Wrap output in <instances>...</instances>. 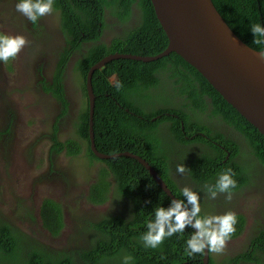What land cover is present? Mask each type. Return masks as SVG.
Returning <instances> with one entry per match:
<instances>
[{
	"label": "trees",
	"instance_id": "trees-1",
	"mask_svg": "<svg viewBox=\"0 0 264 264\" xmlns=\"http://www.w3.org/2000/svg\"><path fill=\"white\" fill-rule=\"evenodd\" d=\"M54 1L56 6L62 9L64 28L68 27L70 34L74 35L69 40L71 49L81 48L84 40L96 43L78 60L86 103L83 102V106H79L77 117L79 122L73 120L72 125L76 127L80 140L72 138L61 141L53 137L52 149L56 152L66 150L68 154L76 155L81 151L82 145L89 143V158L102 160L106 166L100 167L101 175L98 183L90 188L88 200L96 204L104 203L108 197L107 188L110 184L108 177L112 176L117 185V194L127 198L125 201L127 207L117 213L109 212L100 220L84 218L86 229L92 233L91 242L87 246L85 238L78 236L73 237L75 244L70 247H57L58 245L53 247L47 242L38 241L33 231L31 236L21 231L17 234L10 224L0 221V264H123L125 256L132 257L129 264H204V253L189 256L186 252V241L194 232L190 227L183 233L165 237L163 243L156 248L145 246L141 237L147 231V222L154 219L155 208L170 205L171 197L136 158L122 155L101 159L90 147V113L86 88L90 68L111 53L156 55L165 50L169 43L152 1L98 0L107 6H116L122 21L130 16L131 5L135 1H138L141 10V20L137 27L122 37L114 38L110 44L100 39L104 27L99 24L103 21L100 5V8H95L92 0ZM213 2L243 41L256 50L264 51V43L253 42L255 36L250 28L257 23L264 26V0H213ZM75 7L85 9L83 19L76 13ZM82 32L86 35L80 38ZM64 62L65 58L61 63ZM62 72L63 69L58 70L54 83L46 87V90L52 91L64 106L58 117L67 113L68 104ZM117 82L121 84L119 89L116 87ZM166 82L181 98L158 104L152 100L155 92L151 89L157 90ZM92 84L96 95L94 134L98 150L106 154L126 151L138 154L157 170L179 199H183L182 189L176 183L175 175H172L171 154L180 153L172 151L171 147L168 151L165 149L164 146H171L172 143L161 141L159 129L162 126L169 127L171 138L178 144L187 146L202 142L214 148L215 155L203 153L201 157L191 156L189 160H181L186 166V175L203 187L202 193H198L201 216L207 215L204 209L209 198L207 199L204 192L205 186L215 185L222 172L227 169L232 171L236 187L231 189V192L241 188L250 179L244 174L241 163L233 159L224 163L222 159L227 152L232 151L234 157L239 153L240 144H243L245 153L256 156L264 164V134L228 103L200 71L176 52L148 62L129 58L113 59L95 70ZM201 112H207L209 117H217L225 131L242 136L241 141L236 143L231 137H225L217 129L216 124H213L212 129L205 123L191 119L192 116L201 115ZM159 114L160 117L153 120ZM55 123L54 131L57 132L59 128ZM214 130L216 131L213 132ZM221 145L228 151L224 152ZM176 163L175 161L174 165L177 167ZM244 223V217L237 216L236 231L233 235L242 230ZM41 224L53 236L62 234L66 227V219L60 202L51 198L44 200L41 207ZM257 239L258 243L262 244L264 233ZM242 258L243 254L234 261L240 264ZM248 259L259 260L251 253ZM208 264H214L212 255Z\"/></svg>",
	"mask_w": 264,
	"mask_h": 264
},
{
	"label": "flooded vegetation",
	"instance_id": "flooded-vegetation-1",
	"mask_svg": "<svg viewBox=\"0 0 264 264\" xmlns=\"http://www.w3.org/2000/svg\"><path fill=\"white\" fill-rule=\"evenodd\" d=\"M92 1L95 8H100L99 5L101 6L100 9L101 13H103V21L99 22V24L104 27L101 30L100 39L104 40L107 44H110L114 38L122 37L131 29L136 28L137 23L141 20V10L138 6V1H135L131 5V14L124 21L119 17V10L116 6H107L98 0ZM17 2L18 0H0V20L6 17L8 26V28H6L0 25V31L4 34H22L28 41L14 60H9L7 63L0 61V150H4V147H8L6 142L3 143L5 140L2 136V130L8 121L5 115L9 113V111L15 110L12 106V102L15 99L14 96L18 95L16 93L20 94L21 92V95L30 98V100L35 103L34 109L40 111L38 114L41 116V133L47 129V136H49L51 141L50 160L54 163V167L52 168L54 169V176L52 179L48 178L44 180L43 183L46 184L45 186L69 199L77 188L76 184L79 181L78 175L83 177L80 181L82 182V188H84V198L85 201L91 204H89V208L84 206L80 207L75 214V220L71 222L68 220V223L69 227H72L74 230V237L83 236L85 238V245L87 246L91 242L92 233L90 230L86 229L84 220H100L109 212L117 213L121 211L122 208L127 207L125 204L127 198L117 194L116 182L112 176H109L108 179L110 184L107 188V200L99 204L88 200L87 197H89L90 188L93 184L98 183L101 170H98L95 174L93 169L90 168L91 165L87 163L85 159L81 158V156L86 154L87 146L82 145L81 151L79 154H76L79 156H71L75 159L73 166H71L69 163L72 158L70 159L68 156L69 160H66L60 155V153L66 150L56 152L52 149V145L53 137H57L61 141L72 138H78V140H80L76 127L72 125L73 120L74 122H79L77 118L78 108L79 106H83L82 103L86 101V97L82 91L83 78L79 72L80 67L78 60L84 53H87L96 42L84 40L81 48L72 50L69 40L72 39L74 35L70 34L68 27L64 28L62 9L56 6L55 1L53 4V12L40 18L36 23L30 22L26 17L16 11ZM74 9L83 19L85 9L79 7H75ZM85 35L86 34L82 32L80 38H83ZM101 40L99 42H101ZM67 50L70 51L66 52ZM63 53L66 54L64 55ZM63 58H65V62L61 63ZM10 64L13 70L8 71L7 66ZM60 69H63V87L68 104L67 113L64 116L58 117L64 106L59 99L53 95L52 91L46 90V87L54 83L55 74ZM10 79L13 81L12 88L17 91L12 94L9 93ZM22 90H24V92H22ZM151 90L155 92L154 99L152 100L158 102V104L166 100L177 101L181 98L180 95L173 92V89L170 88L167 82L162 87H158L157 90L156 88H152ZM188 102L189 101H187V103ZM202 114L205 113L201 112V115ZM157 117H160V114L155 116L153 120ZM191 119L198 121L196 116H192ZM214 121L218 130L221 132L223 125H221L217 117H215L213 121L209 120L208 126L213 129ZM54 123L58 125L59 130L57 132L54 131ZM169 131V127L162 126L159 129V136L162 142L172 143L171 146H164L167 151L171 147L172 151H179L180 153L179 155L174 152L171 154L173 158L171 170L173 173L172 175H175L174 178L176 183L181 189L188 186L193 191L202 193L201 190L203 187L192 178L188 177L186 175L187 171L183 174L178 173L174 162L176 161L177 165L183 164V162H181L182 159L189 160L191 156L193 158L201 157L200 155L203 153L215 155L214 148L202 142L187 146L178 144L171 138ZM215 131L216 130L213 132ZM228 134L231 133H226V135ZM28 148L29 144L25 146L26 150H28ZM221 148L226 152L228 151L224 145H221ZM243 148L244 145L240 144L239 153L234 157L230 154L227 156L228 158L223 161L226 163L232 158L234 161L241 163L244 167V174L248 175L250 178L249 181L232 193V199L230 201L225 199L226 194H218L215 199H211L207 192L204 191L207 194V199L209 198L205 202L204 212L207 213L206 216L221 215L228 211H232L236 216L241 215L245 219L241 232L228 240L223 253H211L214 264H238L233 260L235 257L242 254L243 258L240 260V264H255V262L258 261H251L248 259L250 253L252 255H258V252L264 254V242L262 244L258 243L257 239V237L262 234L260 230L263 229L264 231V164L261 163L256 156L245 153ZM29 158L31 159L32 155H30ZM29 158L27 161H29ZM255 173L259 174L257 178H255ZM46 198L55 199L57 202L60 201L59 198L53 196H45L41 200H37L38 198L35 197L34 202L36 206H38L36 214L40 217L42 203ZM250 199L257 202L252 213L246 212L252 210L248 207ZM0 221H5L10 224L17 234L23 232L30 236L32 235L26 228L23 220L20 219L19 216L17 217L13 214V212L8 211L3 205H0ZM42 229L47 233V236L44 240L38 238V241L44 243L47 240H53L55 242L53 247L58 245L57 241L59 236H53L44 227H42ZM63 248L66 247L64 246Z\"/></svg>",
	"mask_w": 264,
	"mask_h": 264
},
{
	"label": "water",
	"instance_id": "water-1",
	"mask_svg": "<svg viewBox=\"0 0 264 264\" xmlns=\"http://www.w3.org/2000/svg\"><path fill=\"white\" fill-rule=\"evenodd\" d=\"M169 43L156 55L111 53L95 63L87 75V94L90 113V147L101 159L128 156L139 160L152 174L161 188L179 199L144 158L130 151L106 154L98 150L94 134L96 95L92 78L96 69L113 59L129 58L153 61L171 52L181 55L194 66L209 83L236 108L251 124L264 134V61L259 52L243 41L229 26L213 0H151ZM211 252H204V264Z\"/></svg>",
	"mask_w": 264,
	"mask_h": 264
},
{
	"label": "rangeland",
	"instance_id": "rangeland-1",
	"mask_svg": "<svg viewBox=\"0 0 264 264\" xmlns=\"http://www.w3.org/2000/svg\"><path fill=\"white\" fill-rule=\"evenodd\" d=\"M0 25L8 28L6 17L0 20ZM7 69L8 71L13 70L11 64L7 66ZM12 83L13 81L10 79V94L17 92L16 89L12 88ZM16 94L18 95L14 96L15 99L12 102L15 110H11L5 115L8 121L2 130V136L5 140L3 143L6 142L8 147L0 150V205L5 206L8 211L13 212L17 217L19 216L31 234L34 233L35 237L44 240L47 233L42 229L39 216L36 214L38 206H36L34 198L37 197V200H41L45 196L59 198V202H61L65 210L66 227L62 234L59 235L58 247H70L75 244L72 239L75 233L72 227H69L68 220L70 222L74 221L75 214L80 207L89 208V204H91L85 201L84 198V188H82V182L80 181L83 177L78 175L77 188L69 199L45 186L44 180L52 179L54 176V169H52L54 163L50 160L51 141L49 136H47L48 130L46 129L41 133V116L38 114L40 111L34 109L35 103L30 98L21 95V92ZM196 119L208 125L209 120L213 121L215 118L209 117L206 112L196 116ZM213 123L216 124L215 121ZM228 136H231L236 141H241L242 139V136H238L234 132L228 134ZM28 144L29 148L26 150L25 146ZM85 145L87 146V144ZM88 154V150H86V154L81 156V158L85 159L87 163H91L90 168L93 169L95 174L100 170V167L106 166L104 161L90 159ZM30 155H32L31 159L29 158ZM60 155L66 160H69L68 156L70 159L73 156L66 152H62ZM28 158L29 161H27ZM74 161L75 159L72 158L69 164L73 166ZM258 175L255 174V178ZM256 205L257 202L250 199L248 207L252 210L246 212L252 213ZM46 242L52 246L55 245L53 240H47Z\"/></svg>",
	"mask_w": 264,
	"mask_h": 264
},
{
	"label": "clouds",
	"instance_id": "clouds-1",
	"mask_svg": "<svg viewBox=\"0 0 264 264\" xmlns=\"http://www.w3.org/2000/svg\"><path fill=\"white\" fill-rule=\"evenodd\" d=\"M53 4L54 0H18L16 11L30 22L36 23L40 18L53 12ZM250 28L255 36L253 42L256 44L264 43V26L257 23L251 25ZM27 43V38L22 34L0 33V61L7 63L9 60H14ZM258 55L259 59L264 61V51L259 52ZM111 79L114 80V78ZM116 87L119 89L121 84L117 82ZM221 130L225 137H231L226 135L227 132L224 127ZM238 142L236 141V143ZM224 152L226 151L224 150ZM230 154H232V151L227 152L222 160L227 159ZM176 171L183 174L186 171L185 164L177 165ZM235 187L236 181L232 176V171L227 169L219 175L215 185L205 186V191L211 199H215L218 194L224 193L226 194L225 199L230 201L232 193L235 192H231V189ZM181 192L183 199H172L168 207L161 206L154 209V219L147 222V231L141 237L145 246L156 248L163 243L165 237L183 233L190 227L194 232L186 241V252L189 256L204 253L206 249L211 253H223L228 240L232 238L236 231V214L228 211L221 215L201 216L199 194L188 186L183 187ZM39 221L41 223L40 216ZM260 232L264 233L263 229ZM256 256L259 260L255 264H264V254L258 252ZM131 260V256H125L123 264H129Z\"/></svg>",
	"mask_w": 264,
	"mask_h": 264
}]
</instances>
